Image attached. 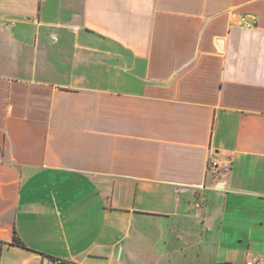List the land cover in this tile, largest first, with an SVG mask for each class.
Listing matches in <instances>:
<instances>
[{
  "label": "crops",
  "instance_id": "0c3cea01",
  "mask_svg": "<svg viewBox=\"0 0 264 264\" xmlns=\"http://www.w3.org/2000/svg\"><path fill=\"white\" fill-rule=\"evenodd\" d=\"M257 258L264 0H0V264Z\"/></svg>",
  "mask_w": 264,
  "mask_h": 264
},
{
  "label": "built area",
  "instance_id": "2783aa9c",
  "mask_svg": "<svg viewBox=\"0 0 264 264\" xmlns=\"http://www.w3.org/2000/svg\"><path fill=\"white\" fill-rule=\"evenodd\" d=\"M218 162L217 161H212L211 166L212 168H214L215 170L218 167ZM246 264H264V259L263 258H257L251 261H248Z\"/></svg>",
  "mask_w": 264,
  "mask_h": 264
},
{
  "label": "trees",
  "instance_id": "16d2710c",
  "mask_svg": "<svg viewBox=\"0 0 264 264\" xmlns=\"http://www.w3.org/2000/svg\"><path fill=\"white\" fill-rule=\"evenodd\" d=\"M57 260H58V262L61 263V264H75V263H73V262H71V261H68V260H62V259H57Z\"/></svg>",
  "mask_w": 264,
  "mask_h": 264
}]
</instances>
